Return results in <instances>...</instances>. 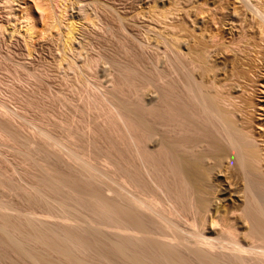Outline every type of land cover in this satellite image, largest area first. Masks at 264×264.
I'll return each instance as SVG.
<instances>
[{
	"label": "bare ground",
	"instance_id": "obj_1",
	"mask_svg": "<svg viewBox=\"0 0 264 264\" xmlns=\"http://www.w3.org/2000/svg\"><path fill=\"white\" fill-rule=\"evenodd\" d=\"M248 1L251 0H245L243 4L248 3ZM255 1L256 0H254V3ZM49 2L51 3V8L53 7V10L56 9L59 12L57 13L59 15L55 17L58 20L57 25L60 26L63 21L66 22L64 25L65 36L63 35L65 53H67V51L68 53H73L77 44L75 35L78 26L76 21L68 15L70 0H49ZM188 2L190 3L191 0ZM90 3L91 1L87 2L88 7L91 4V7L95 6V3ZM189 3H187L186 0V7L183 8V5L179 6L183 8V10L181 8L182 11H177V9H175L176 11L173 9L172 11L170 9L171 11L167 10L164 12L156 10L153 6L149 9V13L146 11L149 15L146 12L147 15L142 13L144 21L147 22L138 19L142 21V24L139 25L137 24L138 14H134L130 16L131 21L134 22V25L131 24L132 31L129 29L130 27L123 22V20L126 22L125 15L123 16L121 14V16L124 17L122 18L119 16L118 11H113L116 13V18L112 16L115 13L110 14L112 18H109V20L112 23L105 22V24L107 23L104 28L106 29L105 31L114 32L113 29L115 28L112 24L115 25L116 31H120L117 41L120 42V46L128 50L126 51L125 48H123L126 54H132L130 56L132 57L133 64H136V67L135 65L133 66L137 69L139 67L140 69V65L143 63L142 67L145 68H143L144 70L142 69V75L146 76L144 79L142 78V80L145 81L139 83L131 82L128 76L135 72V69L120 66L118 59L113 55L105 54L104 56H98L96 58H84L81 57L83 53L80 50L77 53L75 50L74 53L81 57L80 61H78L79 57L77 61L75 60L77 56L71 57L68 60L65 59L64 70L66 73L64 75L67 77L68 82H66L69 83V85L67 84L66 86L68 87L67 90L75 92L72 93V96L73 94L77 95V92H79L81 96L84 95V107L92 106L94 110H97L106 124V138L110 142L116 141V154L118 157L116 168L111 170V167H109L110 165L106 166L107 161V163L112 165L109 160H106V165H104L108 170L110 168V172L108 170L105 173H103L104 170L99 171L100 169L97 167V163L95 164L81 155L79 148L71 143V136L68 135L66 138L62 137L64 140L62 138H60L62 139L60 140L56 136L57 139L50 130H47V123L45 124L46 121H44L46 118L42 120V117L38 121L33 119L29 120L30 118L28 119V117H26L27 115L23 113H11L9 112L10 110L7 111L8 108H5L6 103L1 102L0 99V109H2V111L4 110L3 113L6 117L3 116L6 120L8 119L7 122L25 120L27 122L29 121L30 124L35 123L33 125L34 128L36 127V131L33 133L34 135L32 134L35 140L39 137L40 140H44L42 142L46 141L50 143V147L56 146V143H60L62 146L64 145L63 147H67L69 151L70 158L73 159L72 161L68 157L70 161L73 164L75 163L77 167H79H76V169H80L82 172H80V174L85 176L86 180L83 179V181L86 182L87 180H91L92 185H89L91 189L92 186L94 188V181L95 184L98 182L97 188H100V185L103 186L102 184H104L106 188L108 186L107 190L110 189L112 191L109 190L111 193L116 194L114 196L116 197V199H114L115 202H113L116 203V206L107 199L109 202L108 204H110L109 206H111V208L114 207L113 209H109L110 211L107 208L110 214H106L107 210L104 213H102L103 211L97 210L100 214L111 217L107 219L114 220L115 224L113 223V225L117 226V230L113 229L115 230L113 234L117 231L116 234H111V236H114L113 239L111 236H108L107 230H104L105 226H108V228L110 227L108 224L103 227V225L99 223L96 224L93 220L88 222L90 219L81 223L83 220L81 221L79 218L83 216L81 213L84 208L87 209L88 203H94L96 200L97 203H104V199L106 201V198L101 199L102 196L99 194L100 197H98L99 195L96 193V195H93L95 191L93 192L90 189L91 191L89 192L86 188H82L81 183L80 186H77V191V189H75L76 185L74 186L72 184L77 180L75 179V181H72L70 184L74 189L69 187L71 191L68 195H71V193L76 190V194L74 192L75 196L72 194L70 197H76L74 201L79 200V203L76 202V205L80 204V207L74 205L78 207V211L75 210L76 208L74 206L72 209V205L71 208L69 207V202H72L68 199L69 202L66 199L64 202V199L61 198L62 196L60 197L59 194H56V196H59L60 199L63 200V202H61L62 200L58 202L60 199H52V197L44 195L43 193H41L43 194L41 195L39 188L35 187L34 188L38 191L36 190L33 192L35 193L34 195L32 194L35 200L32 201L38 202V200H42L44 202L41 201V203L47 204L48 207L52 206L53 203L54 205L57 204L51 207V209L58 207V211H60L59 216L54 214L55 218L58 217L57 223H61V221L62 223L66 222L67 225L69 223L68 227L71 224V227L80 230L81 234L78 233V235L80 234L82 236L79 235L81 239L76 233L74 235L72 233L70 234V231L67 230L70 228L64 227L60 229L58 227L62 230L60 232L58 228V231L54 228L52 229V227L57 224L52 226L50 223L51 221L49 224H47L48 221L46 222L47 225L45 224V228L46 226L48 228L50 224L51 228H44V232H42V227L44 226H41V223L44 224L46 221H44V219H47V216H40L41 218L43 217V219H41L34 212L26 214L18 213L19 218L24 217L22 219L27 221L25 222L26 227L28 223L30 225L29 229L32 231V233L29 231L31 234L23 232L21 225L19 226L18 224L19 227L16 224L11 225L12 223L8 220V211L11 209L14 210L15 208L9 209L10 207L0 202V246L21 259L29 260V263L32 262L33 264H90L92 262L88 263L79 258V251L83 252L85 250L86 252L87 249L92 250L93 247L96 249V254L95 251L93 252L92 250L94 255H97L95 257L101 258L104 264H264V140L263 136L261 137L262 134L257 137L258 135L256 136L252 131L253 129L250 128L251 125H249L248 119L244 115L245 112L243 113L242 105L244 101L242 97H236L237 93H242L236 92L238 91L237 86L239 84V88H241V83H236L242 82L241 79H245L244 76L247 75V72L238 71L239 64L235 66V62L228 58L230 56H228L229 51L227 50V52H223V54L221 52V55H224V57L220 55L223 58L220 64H212L214 60L210 58V48H215V44L217 46V43L213 42L214 46L211 45L212 41L209 43L207 39L209 33L205 34V31H203L205 17H202L203 19H198V15H193L194 10L201 9H199L200 6L196 8L195 6L198 5L194 4V10L191 11L193 6L190 7ZM97 4L100 6L102 3L99 4L97 2L96 5ZM259 4H261V0L259 3L252 4L251 6L256 10H254L253 13H255L257 17H261L262 20L260 18L259 20L263 23L264 9L259 7L261 6ZM84 6H86V4L79 6L81 7L79 8L82 11L81 13L86 10ZM248 6H250V2ZM106 7H108V4ZM106 7L105 9H107ZM95 8L97 7L95 6ZM185 8L189 9L185 10ZM183 11L185 16L182 17H186L185 20L181 17L179 18L177 15H173L178 14L177 12L183 13ZM235 12L236 11H234V13ZM109 13L110 12H107V14ZM54 15H56V12ZM87 16L84 17L87 18L86 21L88 24L90 23L92 26H98L96 21ZM175 17H178V20L181 19L180 22H182L183 19V23L185 22L184 25H187L185 27L188 28H180L184 25L183 23L182 26L179 25L180 23L176 24L175 22L178 20H176L177 18L175 19ZM261 22L259 23L262 25ZM12 26L11 29L14 28ZM124 26L128 27L130 33H135L134 31H136L138 27L139 30L143 27L142 30L144 31L145 27V32L148 29V34L144 32L146 35H143L144 33L138 35V30L135 33L137 35L133 33L130 34L127 33L129 31L126 32L127 28L125 29ZM2 27V24H0V28ZM31 28L32 27H28V29H26L30 35L33 29ZM186 29H190L189 32L184 31ZM262 30L263 29H261V33L258 31L260 33L258 37L260 40H258L264 44V30ZM243 31L244 32H240L238 36L235 37L236 39L233 38L232 41L230 40L232 42L230 43L231 46H236V44L239 45L240 42H243L245 37H248L247 34V36L245 35L244 37L243 34H245V30ZM213 37H211V39ZM208 38H210V36ZM214 41L216 42V40ZM162 42L163 44L165 42V44L164 46L161 44V46H163V48L166 47V51H164L165 58L163 60H160L162 58L159 59V56H157V59L155 56L154 60L151 54L150 57H146L147 60L142 59L145 55H148V53L145 54L149 52L146 50H149V48L154 49L152 44L155 46V43L159 45ZM247 43L248 42H246V44ZM129 44L132 49L134 48V51L130 50L129 52V49H131ZM244 44L240 46L244 48ZM221 46H223V44H221ZM240 46L237 47V49L240 50ZM228 47L230 48V46ZM228 47L219 48H223L222 51H225L226 48L229 49ZM237 49H235V51ZM239 50H237V52ZM142 51H145V53H142ZM132 52H134V55ZM244 52V49L243 52L242 50L240 51V53ZM139 54L144 55V57L140 56L142 59L140 61V57H138ZM237 55L240 54L237 53ZM133 56L136 57L135 60ZM162 57H164V55ZM262 58V60H264V56ZM158 64H161V67L160 65L158 67ZM59 65L57 66L58 69L60 67ZM99 66H103L102 70L104 72H101L104 74H102L109 76L108 79V76L106 78L102 75V77L108 79L106 81L109 83L104 81L105 85L108 86H105L103 91L102 89L100 90V87L98 90L94 85L90 84L86 76L87 74H84ZM21 69H23V66ZM47 69L49 70V68ZM139 69L138 71L136 70L135 73H140L141 70ZM236 69L238 72H236ZM251 69H253V67ZM23 70L25 71L22 76L24 75L26 80H28V78H34L33 80H35L37 76H39L40 79L37 78L39 81L37 84H39V86H36L39 88L41 87L38 89L39 91L41 90L40 92L46 89L42 88L44 87L42 81L45 82L43 79H47L48 77L46 71L45 73L43 72L37 75L33 73V71L30 72V70H26V68ZM145 70L153 76H149L150 74L147 75L148 73L144 74ZM249 72L253 73V71ZM21 73L23 72L21 71ZM151 77H153L154 80H151ZM163 79L167 82L163 81ZM160 80L167 83V86L165 85L166 87H164V83H161L166 92L164 89V92L162 91ZM176 81L177 83H181V87ZM158 82L160 84L159 88H157L159 85ZM103 86L104 85H102V87ZM66 87L64 88L66 89ZM127 87L128 90L130 89L133 92V96L137 98L131 97L134 100L136 99L135 101L137 104H135L138 105V107L134 105L135 109L133 110L127 108V104L123 103L114 95V93H119V96L125 92ZM178 87L181 88L182 92H176V89L179 90ZM152 88H157L158 92H155L156 89L154 91ZM160 88L161 91L158 90ZM231 88L234 92H231ZM35 90H37V88ZM46 90H44V93ZM60 90H63V87L62 89L60 88ZM150 90L151 92H149ZM239 90L241 91V89ZM64 91L66 92V90ZM86 93L87 95H85ZM48 95L50 96V94ZM57 97L61 99L58 100L59 102L63 100L67 103L69 99L62 94ZM55 98L56 97H54V99ZM159 98H161V100ZM158 99L159 102L163 101L162 106H164V108L166 107L167 112L164 111L162 113L164 108H162L161 103H159V106H161L160 108L156 107L155 103H158ZM178 105L182 109L174 108ZM160 111L161 113H159ZM61 121L70 123L71 119L66 117ZM2 137L8 141L10 136L4 133ZM26 145L29 147L27 142ZM56 179H54L56 180V183H54L55 185L58 186L62 184V181H59L60 179ZM69 179H71V177ZM80 179L82 180V177ZM66 180L63 178V181L67 184ZM70 181L68 180L69 183ZM57 182L59 184H57ZM88 183H90V181ZM64 184L63 182L62 185ZM85 184L82 186L85 187ZM62 185L60 190L66 187H62ZM70 185L68 184L67 186ZM52 187L54 188L55 186ZM58 189L57 191L59 192L60 190ZM79 190H81V192ZM28 191L30 193L33 191V188L31 191ZM65 191H67V189ZM53 192L55 193V191ZM62 192L60 191L59 193ZM77 192H80V194ZM105 192L103 194H105ZM26 193L28 192L26 191ZM108 194L110 193L108 192ZM103 196L105 197V195ZM99 203V207L105 205H100ZM81 207H84L83 210L80 209ZM91 211H94V209L92 208ZM78 212L80 215L77 214ZM95 213H97V211ZM106 217L104 216V218ZM49 218L53 217L50 215ZM96 218L99 222L100 219L98 217ZM36 224L41 226L40 230L42 229V233L39 232V226ZM67 225L65 224V226ZM20 227L22 228L21 230ZM65 228L66 231H64ZM28 234L30 236H26ZM75 236L78 238H75ZM88 242L92 244L93 247L88 245ZM36 245H39V248ZM53 256H56V259L52 260L51 258Z\"/></svg>",
	"mask_w": 264,
	"mask_h": 264
},
{
	"label": "rangeland",
	"instance_id": "obj_2",
	"mask_svg": "<svg viewBox=\"0 0 264 264\" xmlns=\"http://www.w3.org/2000/svg\"><path fill=\"white\" fill-rule=\"evenodd\" d=\"M90 1H91V3H95L94 5L97 8H95V6L91 7V5H92L91 3H90L91 5H89V7H88L87 5L89 3L87 4V2H90ZM158 1H160V2H158ZM188 1L189 0H187V3H189ZM251 1H248V3L250 2V6H248V3L243 4V2H245V0L244 1L243 0H241V1L240 0H195V1L191 0L192 3L190 2L189 5H190V7L193 6L194 4L198 5V6H195L196 8H198L200 6L199 9L200 8L201 9L200 10L197 9L198 12H197V10H194V6H193L191 11L194 10L193 15H195V14L198 15L197 16L198 19L205 17L204 18L205 23L203 26V31H205V34L209 33L208 35L210 36V38H208L209 36L207 37V35H206V37H207L209 43L212 41L211 45L214 46L213 42L217 43V46L215 44L216 49L214 47H211L210 48L211 50L209 49L210 52L212 53V54L210 53V58H212L214 60L212 62V64H214V65H215V63H216V65L220 64L223 61L222 57H224V55L223 56L221 55V52L223 54V52L229 51L228 53L230 55L228 54V56H230V57H228V58H230L232 61L235 62V66L239 64L238 65L239 67L237 66L239 68V69L237 68L238 71H241V72L245 71V73L247 72L246 73L247 75H245L246 77L244 76L245 79H243V78L241 79L242 82H238V83L235 82L236 84L241 83V88H239L240 84L238 86L235 84L238 87V91H236V92H242V93H237L236 97H242V99L244 101V104L242 105L243 106V113L245 112L244 115H245V117H247V119H248L247 121H248L249 125H251L250 128L253 129L252 131L256 134V136L258 135L257 137H259L262 134L261 137L263 136V140H264V95H263L264 94L263 93L264 92V60H262L263 59L262 57L264 56V44H263V42H260L259 41L260 38H258L260 33H261V29L264 30V28H263L264 22L262 23L261 22L262 18L257 17L256 14L253 13L255 9L253 8V6H251L252 4L259 3L260 0H259V2H258V0H256L255 3H254V0L252 1L253 3ZM97 2L99 4L102 3L101 5H103V4H105V5H103V6H101V5L99 6L98 4L96 5ZM185 2H186V0H70L69 8H68V15L70 17H72L74 21H76L77 26H78V28H77L78 30L76 31V35H75L77 44L74 48V52L76 50V53H77L80 50L83 53L81 57H84V58H93V57L96 58L98 56H104L105 54L113 55L118 59L120 66L133 68V69H135L134 71L136 72V70L138 71L139 67H138V69L135 68L136 64H133L132 57L130 56L132 54L129 53L130 50L134 51V48L132 49L133 45L130 43L132 45V47H131V45L129 44L131 49H129V52H128L129 54H126L125 50L126 51H128V50L125 47L120 46L121 45L120 42L117 41L118 40L117 37L119 36L120 31H116L115 25L112 24L115 28V29H113L114 32H107V31H105L106 29H104L106 27V24L108 22H110L109 18H112L110 16V14H114L115 12L118 11L119 16H121V14L123 16L125 15L124 17H126L128 19L125 18L126 22L124 20H123V22L126 23L128 27H130L129 29H131L132 28L131 24L134 25V22L131 21L130 16H132L134 14L135 15L138 14L137 20L139 19V20H142L143 22H147V21H144V16L142 15V13L144 14L146 11L149 13V9L151 7L154 6L156 8V10L164 11V12L167 10L173 11V9L174 10L177 9V11H180L182 7H179V6L183 5V8L187 6V4H185ZM84 3L86 4V6H84V7L87 11L84 10V12L81 13L82 11L79 9L81 7H79V6L85 5ZM50 4L51 3L49 2V0H0V24H2V26H3L2 28H0V82H1L0 83V99H1V102L6 103L5 108L6 109L8 108L7 111L10 110L9 112H11V113L12 112H14L16 114L17 113H19V114L23 113V114L27 115L26 117H28V119L30 118L29 120L33 119V120L38 121L42 117H43L42 120H44L46 118L44 121H46L45 124L47 123L46 127H47L48 131L50 130L51 133L55 137L57 136L59 139L62 137L66 138L68 135L71 136V138H70L71 143H73L75 146H77L79 148V152L81 153V155H83L89 161H92L95 164L97 163L98 166L97 165H95V166L99 167V169H100L99 171L104 170L103 173H105L108 170L106 167L108 165H110L109 167H111V170L116 168V164H117V160H118V157L116 154V141L114 140L113 142H110L106 138V132H107L106 124L104 123L103 117H100V114L97 112V110H94L92 108V106H90V107L85 106L84 107V105H83V101H84L83 96L84 95L81 96V94H79V92H77V95L73 94V96H72V93H75V92H70L67 90L68 87H66V86H67V84L69 85V83H67L68 82L67 77L64 75L66 73V71L64 70L65 69L64 63L69 58L76 57V56L77 57L75 60L77 61L79 56L77 54H75L74 52L68 53V51H67V53H65L66 50L64 49L63 44H64V36H65L64 35V33H65L64 25L66 24V22L63 21V23L61 24L62 26L57 25L58 20L55 17H57V15H59V14H57L59 12L56 9L53 10V7L51 8ZM107 4H108V7H106ZM259 5H261L259 7H262V9H264V0H261V4H259ZM105 7L107 9H105ZM251 7H252V9H251ZM183 8H182V10H183ZM186 9L187 8H185V10ZM250 10H251V12H250ZM106 11L110 12V13L107 14ZM113 11H115V12H113ZM234 11H236V12L234 13ZM55 12H56V15H54ZM146 13H145V15L148 14V13L147 14ZM174 13H176V12H174ZM177 13L178 14H173V15L174 16L177 15V16H179V18L180 17L183 18L182 16H185L184 11H183V13H180V12H177ZM82 14H83V16H82ZM235 15L237 16V18ZM257 15H258V12H257ZM84 16H87L88 18H92L94 21L97 22L98 26L97 25L92 26L90 23L88 24V22L86 21L87 18ZM112 16L113 17L115 16L114 18H116V13ZM123 16H121V17L124 18ZM96 18L98 19V21ZM145 18H147V17H145ZM179 18L175 17L176 20H178ZM259 18L261 20H259ZM183 19L185 20L186 17ZM183 19H182V22H180V20H181L180 19V20L176 21L175 23L176 24L180 23L179 25L182 26V23L184 21ZM129 20H130V22H129ZM139 20L137 21L138 25L142 24V21H139ZM206 21H208V22H206ZM240 21H241V23H240ZM105 22H107V23L105 24ZM259 22H261L263 26ZM110 23H112V22H110ZM124 23H122V24L125 25ZM184 23H183V25H184ZM11 26L14 28L11 29ZM127 26H124L125 29L127 28L126 32L129 31ZM185 26H187V25L185 24L184 26H182L180 28H183V27H184V29L188 28ZM240 26H241V28H240ZM28 27L33 28V29L31 28L32 29L31 35L29 34L28 31H26V29H28ZM259 28H261V29H259ZM142 29H143V27L140 28V30L138 27V29H136V31H134V32L136 33L137 30L139 32H141V31H143ZM189 30L190 29H188V30L186 29L184 31L189 32ZM243 30H245V34H243L244 37L246 34L248 35V37H245L243 42H240L241 44L239 43V45L236 44V46H234V45L231 46L230 43H232L231 42L232 39L233 38L236 39L235 37H237L240 32L241 33L244 32ZM131 31H132V29H131ZM147 31H148V29H147ZM139 32H138V35L144 33L145 27H144L143 32H141V33H139ZM127 33H130V31ZM132 33L133 32H131L130 34H132ZM135 33H133V34H135ZM145 33L143 35H146ZM147 34H148V32H147ZM135 35H137V34H135ZM143 35H141V36H143ZM211 37H213L212 38L213 40L211 39ZM247 38L249 40L251 39L250 42ZM214 40H216V42ZM256 40H258V41H256ZM244 42H245V44H246V42H248L252 46H250L248 43L245 46ZM156 44L157 43H155L156 47L154 46V44H152L154 49L149 48V50H146V51H149L151 53H149V52L145 53V51H142V53L143 52L145 54L148 53V55H145V57H144V55H140L141 54L140 53L138 57L143 56L144 58H142V59H146L147 56L150 57L151 55H153L152 59L155 60V58L157 59V56H159V59L162 58L160 60H163L165 58L164 51H166V47H164L165 49L163 48L165 42H164V44H163V42L160 44L158 43L159 45H156ZM161 44H163V46H161ZM221 44H223V46H221ZM243 44H244V48H242L240 46ZM253 44H255V45H253ZM218 45H219V47H224V48L230 46V48L228 47L230 50L226 48L225 51H222L223 48L220 49L218 47ZM239 46H240V50L237 49V47H239ZM130 47H128V48H130ZM123 48H125V50ZM158 48L161 50H159ZM235 49H237L239 51L237 52V50L235 51ZM243 49L245 52L240 53L241 50L243 52ZM150 50H152V51H150ZM152 52L156 55H154ZM235 52H237L240 55H237V53H235ZM132 53L134 55V52H132ZM157 53H159V54H157ZM241 54L244 55L245 57L242 56ZM163 55H164V57H162ZM211 56H213V57H211ZM81 57H79L78 61L81 60ZM135 58L136 57H134L133 59L135 60ZM142 59L140 57L139 61ZM212 59H211V61H212ZM215 61H217V62H215ZM58 65L60 66L59 69L57 67ZM133 65H135V67ZM159 65L161 67V64H158V67H159ZM247 65H249V66H247ZM20 66H21V68L23 66V69L26 68V70L27 69L30 70V72L33 71V73H36L37 75L39 73L40 74L43 72L45 73V71H46L48 77H47V79H43V80H45V82L42 81L43 82L42 85L44 86L42 88L47 89V90L44 89V90H46L45 93H44V90L42 92H40L41 90L40 91L38 90L41 88V87L39 88L38 87L39 84H37V82L39 83V81L37 80V78H39V76L36 75L37 78L35 80H33L34 78H31V79L28 78V80H26V77L24 78V75L22 76V74H24L25 70L21 69ZM140 66L142 67L143 63ZM53 67L56 69V71ZM102 67L103 66H99V67L94 68L91 71H88L87 73H84V74L85 75L87 74L86 76L89 79L90 84L94 85L95 88H97L98 90L100 87V90L102 89V91H103V88L105 86H108V85H105L104 81L108 80L109 76L107 75L108 79H106L107 76L103 75L104 71L102 70ZM141 67L139 69V70H141L140 71L141 74L139 72H137V73L133 72L131 75L128 76V78L131 82H138L139 83L141 81H145V80H142V78L144 79L146 76V75L145 76L142 75V69L145 67H142V68ZM252 67H253V69H251ZM47 68H49L50 71ZM42 69H43V71H42ZM163 69H164V67H163ZM237 69H236V72H238ZM21 71L23 73H21ZM101 71H103V72H101ZM249 71H253L254 74L249 72ZM145 72H146V70L144 71V74H147V73H148L147 75L150 74L149 72H146V73ZM49 74H50V76H49ZM102 75L105 76L106 78L102 77ZM151 75L152 74H150L149 76H151ZM49 77H51V78H49ZM151 78H152L151 80H154L155 76H154V78L153 77H151ZM148 79H150V78H148ZM30 80H32L34 82H32ZM163 81H166V80L163 79ZM166 82L161 81L160 84L164 83V87H166L167 86ZM176 83H177V81H176ZM158 84H159V82H158ZM160 84L158 85L157 88H159ZM177 84L181 87V83H177ZM177 84H176V87H177ZM36 85H38V86H36ZM102 85H104V86L102 87ZM59 87L61 89L63 87V90H60ZM64 87H66V89ZM164 87L161 84V88H162L163 92L165 90ZM180 87H178L179 90H181ZM36 88H37V90H35ZM157 88H155L156 91L154 88H152V89H154L155 92H158ZM161 88L158 90L161 91ZM239 89H241V91ZM57 90L61 91V92H58ZM64 90H66V92L68 94ZM179 90L176 89V92H182V90L181 91H179ZM32 91H34V92H32ZM64 92L66 95L64 94ZM149 92H151V90ZM152 92H153V90H152ZM165 92H166V90H165ZM231 92H234V90L232 88H231ZM132 93L133 92L130 89L128 90V87H127L125 92H123L119 96H118L119 93H117V94L114 93V95H116V97H118L123 103L127 104V108H129L130 110H133V109H135L134 105L137 104V102L135 101L137 98L134 97ZM48 94H50V96ZM55 94H56V96H55ZM61 94L63 96H66L69 98L67 103H65L63 100H62V102L60 101L61 103L58 101L61 99H59V97H57V96H59V95L61 96ZM85 95H87V93ZM129 96H130V98H129ZM54 97H56V98L54 99ZM131 97L136 98V99L134 100ZM159 99L161 100V98H159ZM159 99L157 100L158 103H155V105H156V107L160 108L163 104V101L159 102ZM159 103H161V106H159ZM178 106H175L174 108H180V106L179 107ZM181 106H183V105H181ZM135 107H138V105H136ZM162 108H164V106H162ZM162 108H161V110H162ZM180 109H182V108H180ZM1 111H2V109H0V202L2 204H4L5 206L10 207L9 209L15 208L14 210L11 209L12 211L11 210L8 211L9 212L8 213L9 214L8 220L12 223V224L11 223L10 224L11 225L16 224L17 226L19 224V226L21 225V227L23 228V230H22L23 232H27V233L31 234L32 231H30V229H29L30 225L27 223V227H26L25 222H27V221L26 220L24 221V219H22L24 217L19 218V214L20 213L26 214L29 212H34L36 215L39 216V218H41L40 216H43V217L47 216V219H44V221L46 220L45 222L42 220L44 222V224L41 223V226H44V227H42L43 231H42V229L40 230L41 226L36 224L39 226V230H40L39 232H41V231L44 232L46 222L48 221L47 224H49V222L51 221L50 223L52 224V226L54 224H57V225H54L52 227V229L54 228L58 231L59 228L63 229L64 227H67V228L72 229V230L67 229L70 231L69 232L70 234L72 233L74 235L76 233V235L80 238V236H81L80 230H76L75 228L71 227L72 226L71 224L68 227L69 223H68V225L66 222L62 223V221H61L62 224L57 223L58 217L55 218V215L59 216L60 211H58V207H55V208L53 207L55 210L51 209V207L54 205V203L52 206L49 205L50 207H48L47 204L41 203L42 200L37 199L38 202L32 201V200H35V199H33V195L35 194L33 192H35L37 190L35 188H39V192L41 191L40 194L43 193L44 195H48V196L52 197V199L56 198L58 200V199H60L61 196H62L61 198L64 199V202H65V199L66 200L68 199L69 201H71L73 203L72 204L67 200L70 204V206L69 205L68 206L71 208V205H72V209L75 206L80 207V204H78L79 200L74 201V200H76V197H74L75 196L74 192L76 194V190H74V192H72L71 195H68V193L71 191L70 188L72 187V185H70V184L72 183V181L74 182L75 179H77L74 183H72L74 186L76 185L75 189H77V186H80L81 184L84 186V184L87 183V184H85V187H83L82 185H81V187L84 189L86 188V190H88L89 192L91 190L93 192L95 191L94 193L92 192L93 195L95 193L97 195L100 194L102 196L101 199L106 198V201L104 199V203L98 202L100 205L105 204V205H103V207L105 206L104 208L102 206H100V207L98 206V203L96 202L97 200L94 201V203L93 202L88 203L89 205L92 204V205H90V208L91 209L93 208L95 212L97 211V213H95L94 211H91V209L89 208V205H88L87 209L84 207H81L80 209H82V210L84 208L83 211L81 210L82 211L81 214L84 217L82 216L81 218H79L81 221L83 220L81 223H84L85 220L87 221L88 219H90V220H88V222L93 220L96 224L99 223V224L103 225V227L108 224L110 227L108 228V226H105L104 230H107V232H108L107 234H109L108 236L110 237L111 234H113L114 231L117 230V226L113 225L114 220H108L111 217H106V215L100 214L99 211H101V212L103 211L102 213H104V212H106L107 208H108V210L113 209L114 207L111 208V206H109L110 204H108L109 203L108 201H110L112 203L115 202L114 199H116V197H114V196L116 194L111 193L112 191L110 189L109 190L111 192L109 190H107L108 186L106 188V186L104 184H102L104 187L100 185V188L98 187L99 188L98 189L97 188L98 182H96L97 184H95L94 181H93L94 188L92 186V189H91V187H90L92 185L91 180H89L90 183H88L89 182L88 180L86 182L83 181V179L86 180V178L83 174L82 175L80 174V172H81L80 169H76L77 165L75 163L73 164L70 161L71 158L69 156V151H68L67 147L66 148L63 147L64 145L62 146V144L60 145V143L59 144L56 143V146L50 147L49 146L50 143H47L46 141H45L46 143L42 142L44 140H40L39 137L36 138V140H35V138L32 137L34 135L33 133H35V131H36L35 130L36 127L34 128V125H33L35 123L30 124L29 121L27 122L25 120H20V121L17 120L18 122H16L14 120L15 122L10 121V123H9V122H7L8 119L6 120V118H5L6 116L3 113L4 110L2 111V113H1ZM164 111H166V107L163 109L162 113ZM159 113H161V111ZM66 117H69L71 119L70 123H65V122L61 121V120H64ZM62 118H64V119H62ZM22 125H24V126H22ZM4 133H6L10 136L9 140H8L9 142L5 138L2 137V134H4ZM10 138L12 141L10 140ZM30 138L33 140H31ZM62 139H60V140H62ZM26 142H27V144H29V147H27ZM51 145H52V143H51ZM52 147H53V149H52ZM61 151H62V154H61ZM63 152H64V155H63ZM65 154H67V155H65ZM71 160L73 161V159H71ZM106 160H109V162H111L112 165L107 163L108 161L106 162V164H107L106 165L105 164ZM70 163H71V165H70ZM104 165H106V166H104ZM77 168H79V167H77ZM111 170L109 168L108 171L110 172ZM83 176H84V178H83ZM55 177L58 178V180L60 179L59 181H62L61 182L62 184H63V182L66 184V182L63 181V178H65V180L67 179L66 180L67 184L66 185L60 184V185H58L59 186L58 187L57 185L54 184V183H56L55 181L57 180ZM70 177H71V179H69ZM77 177H79V178H77ZM81 177H82V180L80 179ZM54 179H56V180H54ZM68 180L69 181L71 180L70 183L68 182ZM44 182H45V184H44ZM57 184H59V183L57 182ZM68 184L70 186H67ZM61 185H62V187L66 186L67 188L63 187L62 188L63 190L62 189L60 190ZM52 186H55V187L53 188ZM56 186H57V188H56ZM31 187L33 188V191H31V189H32ZM47 187H49V188H47ZM72 188L74 189V187H72ZM48 189H50V190H48ZM57 189L60 190L61 192L62 191L63 192L59 193L60 191L58 192ZM66 189H67V191H65ZM28 190H30L32 193L30 192L31 193L30 194ZM26 191L28 193H26ZM53 191H55V193ZM77 191H78V189H77ZM79 191L81 192V190H79ZM80 192H77V193L80 194ZM104 192H105V194H103ZM108 192L110 194H108ZM28 194H29V196H28ZM43 194H41V195H43ZM56 194H59L60 197L56 196ZM66 194H67V196H66ZM72 194L74 195L73 198L70 197V196H72ZM100 195L98 197H100ZM103 195H105V197ZM64 196L70 197V198H65ZM112 197H114V198H112ZM62 199L58 200V202L61 201ZM77 199H78V197H77ZM107 199H108V201H107ZM67 201H66V203H67ZM42 202H44V201H42ZM61 202H63V200ZM76 202H78L77 203L78 205H76ZM55 203H56V201H55ZM226 203H228V202H226ZM113 204L116 206V203H113ZM55 205H57V204H55ZM75 208H76L75 210L78 211V207H75ZM108 210H107L106 214L107 213L110 214L109 213L110 210L109 211ZM81 211H79V212H81ZM49 212H51V213H49ZM79 212L77 214L80 215ZM50 215L53 218H49ZM94 216L98 217L100 219V221L98 222V220H96L97 218ZM104 216L106 218H104ZM43 217L41 219H43ZM0 219H1V216H0ZM53 221H54V223H53ZM59 222H60V220H59ZM51 224H50V226H51ZM65 224L67 226H65ZM62 225H64V226H62ZM38 226H36V227H38ZM50 226L48 228H51ZM112 226H113V228H112ZM21 227H20V230L22 229ZM48 228L46 226L45 229H48ZM60 229H59V232L62 231ZM113 229H115V230H113ZM64 231H66V228L64 229ZM116 232H115V234H116ZM78 233H80L79 234L80 236L78 235ZM24 234H26V233H24ZM29 234L26 236H30ZM115 234H113V235H115ZM70 236H72V235H70ZM78 237L75 236V238H78ZM111 238L114 239V236H111ZM106 239H108V238H106ZM88 241H90V240H88ZM87 244L92 246V244H89V242ZM91 246L90 247L88 246V247L92 248L93 246L92 247ZM37 247L39 248V245ZM92 250L94 252L96 250L95 247H93ZM92 250L87 249L86 252H85V250L83 252L79 251V255H80L79 258L82 259L83 261L88 262V263L92 262L90 264H104L103 263L104 261H102L101 258L95 257L97 255H94ZM77 252H78V250H77ZM95 254H96V251H95ZM77 256H78V254H77ZM51 259L52 260L56 259V256H53ZM0 264H33V263L32 262L29 263V260L19 258L18 256L10 253L9 250L7 251L4 247L0 246Z\"/></svg>",
	"mask_w": 264,
	"mask_h": 264
}]
</instances>
